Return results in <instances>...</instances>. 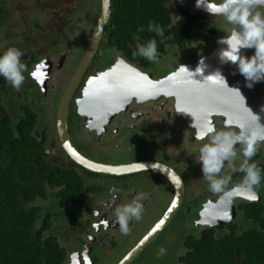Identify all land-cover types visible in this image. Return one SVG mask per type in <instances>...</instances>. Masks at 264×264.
I'll return each instance as SVG.
<instances>
[{
    "label": "flooded vegetation",
    "instance_id": "flooded-vegetation-1",
    "mask_svg": "<svg viewBox=\"0 0 264 264\" xmlns=\"http://www.w3.org/2000/svg\"><path fill=\"white\" fill-rule=\"evenodd\" d=\"M165 1L171 10V25L188 21L193 38L186 37L185 33L176 43L163 45V51L157 47L155 62L142 57L132 60L119 48L120 42L112 45L105 35L112 28L109 19L93 59L71 96L64 127L67 140L88 162L124 170L104 174L72 160L62 145L58 120L63 95L90 48L101 0H0V53L10 47L18 48L23 53L21 61L27 67L19 91L0 77V120L10 118L15 125L19 117H27L30 107L38 117L36 133L47 147L51 167L75 171L86 187L74 206L56 204L62 212L57 213L54 204L49 207L38 204L46 212L49 208L51 230H55L49 235L56 237L65 250L63 264L122 262L169 211L178 195L176 183L159 170L178 179L182 201L177 203V213L169 225L130 264L139 259V264H149V257L167 254L174 255L179 264H185L183 259L190 250V238L210 235L219 239L263 226L264 142L251 161L262 171L254 201L248 199L247 192L227 195L243 178L238 170L244 161L241 144L235 145L236 156L224 160L219 173L213 176L228 180L224 193L211 192L210 181L202 171L199 149L211 137L196 139V129L191 127L193 122L205 119L216 132L238 131V125L252 124L243 115L233 111L227 114V95L202 93L190 96L192 103L180 106L179 95H172L177 90L174 82L170 85V95L159 93L148 98L135 95L130 89L131 99L106 122L97 118L99 111L95 107L80 110L92 81L112 69L119 66L127 69L136 84L141 85L136 94L144 93L151 88L149 77L156 83L173 77L180 68H190L212 56L218 41L232 30H242L240 25L229 23L224 15L197 11L196 0ZM251 11L264 14V6H254ZM134 37H128L132 52L137 44ZM220 67L224 75L227 65L220 64ZM205 97L208 103H203ZM193 106L196 110L191 109ZM178 109L185 113L177 112ZM136 166L139 167L130 168ZM48 191L49 195L56 194L53 189ZM137 194L145 196L141 201L144 210L139 220L129 222L130 230L124 235L116 222L115 208L132 202ZM112 196L115 202H110ZM225 214L229 219L223 218ZM248 222L255 226L244 230L243 225ZM150 246V251H145ZM161 248L165 250L163 255H159Z\"/></svg>",
    "mask_w": 264,
    "mask_h": 264
},
{
    "label": "trees",
    "instance_id": "trees-1",
    "mask_svg": "<svg viewBox=\"0 0 264 264\" xmlns=\"http://www.w3.org/2000/svg\"><path fill=\"white\" fill-rule=\"evenodd\" d=\"M111 3L112 28L105 35L112 45L120 42L119 48L125 50L129 59H141L133 56L129 36L143 42L155 38L162 51L163 45L176 43L185 33L193 38L188 21L171 25V10L165 0ZM150 21L163 28L162 41L148 31ZM141 27L143 32L138 31ZM17 120L15 125L10 118L0 120V264H63L65 250L56 237L49 235V208L46 212L38 204L50 199L48 190L53 189L57 202L74 206L86 187L75 171L51 167L47 147L36 133L38 117L30 107L27 117ZM189 244L185 264H264V223L261 228L219 239L210 235L190 238Z\"/></svg>",
    "mask_w": 264,
    "mask_h": 264
},
{
    "label": "clouds",
    "instance_id": "clouds-1",
    "mask_svg": "<svg viewBox=\"0 0 264 264\" xmlns=\"http://www.w3.org/2000/svg\"><path fill=\"white\" fill-rule=\"evenodd\" d=\"M201 6L209 14L224 15L229 23L238 24L242 28V31L232 30L227 37L218 41L227 45V48L219 54L221 63L236 64L248 89H252L257 83L264 82V14L259 11L253 14L251 11L252 6H264V0H222L219 3L215 0H196V7ZM138 31L143 32L144 28L141 27ZM148 31L155 33L161 41L164 39V30L160 25L150 21ZM133 39L137 41L132 53L134 57H142L149 62L157 60L158 46L155 38L143 43L140 42L139 37ZM242 48H255V54L252 57L242 56L240 55ZM22 55V51L15 47L7 48L0 53V77H3L17 91L21 89L25 80L24 72L27 71L26 65L21 61ZM218 73L223 77L220 72ZM177 112L185 113V110L178 109ZM260 113H264V107L260 109ZM261 119L259 113H254L252 124H240L237 126L238 131L223 132H216L205 119L193 122L191 127L196 129V139L211 137L210 142L203 144L199 149L202 171L205 178L210 181L211 192L224 193V186L228 180L214 179L213 176L219 173L224 160L236 156L235 145L239 143L242 145L244 161L238 170L243 173V178L239 184L228 190L227 195L247 192L250 194L249 200L256 199L255 190L261 183L262 171L256 162L251 161L258 151V146L264 142V123H261ZM144 199L143 194H137L132 202L123 203L115 208L116 222L122 234H128L130 221L141 218L144 210L141 201ZM110 202H115L114 196ZM223 218L227 220L229 216L225 214ZM164 252L165 250L161 248L159 255H163Z\"/></svg>",
    "mask_w": 264,
    "mask_h": 264
},
{
    "label": "water",
    "instance_id": "water-1",
    "mask_svg": "<svg viewBox=\"0 0 264 264\" xmlns=\"http://www.w3.org/2000/svg\"><path fill=\"white\" fill-rule=\"evenodd\" d=\"M253 7L254 6H252L251 10L253 9ZM196 10L207 12L203 6H201L200 8H196ZM110 16L111 0H101V12L94 29L90 48L87 51L84 60L77 69L72 81L67 86V89L59 105L58 120L61 128L60 139L62 141V145L64 149L67 150V153L70 155L72 160H74L77 164L98 173L117 174L124 172V170L104 165H96L88 162V160L82 157L74 149L70 141L67 140L66 130H64L71 96L73 95L76 87L80 84L83 74L85 73L93 59L100 37L110 19ZM226 48L227 45L218 42V48L217 50H215L212 56L201 59L196 65L191 66L190 68H180L177 73L173 75V77L168 78L161 83H156L152 81L151 77H149V85L151 84V88H149V90L144 93L136 94L141 85L136 84L134 78L131 76L130 72L127 69L119 66L106 73L103 77L94 79L92 81L90 87L85 92V99L83 101L84 105H81L80 110H84L85 108H89L90 106L95 107V110L99 111V115L97 116V118L101 121L106 122L116 111H120V109H122V107H124L131 99V96L129 97L130 89L134 91L135 95H144L148 98H151L152 96L159 93H169L170 95V85L174 82H177V90L175 93H172V95H179L180 106L185 102L192 103V99H189V97L202 93L206 96L227 95V108L225 109L227 110V114L229 113V111H233V113L235 112L237 114H240L241 116L243 115L244 117L249 118L247 121L253 123L254 113H259L262 117L261 123H264V113H260V109L264 107V82L257 83L252 89H248L245 86L244 77L239 74V70L236 64H232L230 62L221 63L219 54ZM254 54L255 48H242L240 50V55L245 57H252ZM220 64L227 65V67L223 70L224 78L219 76L218 73L222 72V69H219L221 68ZM231 82L232 84H230ZM113 85L115 86V88L111 87ZM157 87H165L166 89L165 91H157L155 90V88ZM231 91L232 94H229L228 92ZM220 92L221 94H219ZM229 95H232L233 97ZM126 97L128 98L126 99ZM203 103H208L206 97L205 99H203ZM195 108L196 107L193 106L191 109ZM186 109H188V107ZM217 112H219V110ZM137 167L139 166L130 168ZM151 168H153V166H151ZM159 173H162L163 175L169 177L176 183L178 195L176 196V199L174 200V203L169 211L139 242L136 248L119 264H130L139 255V253L147 246H149V244H151L157 238L160 232L169 225L172 218L177 213L179 206V204L177 203H180L182 201V195L179 194L178 179L172 177V175L165 170H159Z\"/></svg>",
    "mask_w": 264,
    "mask_h": 264
},
{
    "label": "rangeland",
    "instance_id": "rangeland-1",
    "mask_svg": "<svg viewBox=\"0 0 264 264\" xmlns=\"http://www.w3.org/2000/svg\"><path fill=\"white\" fill-rule=\"evenodd\" d=\"M57 203H58L57 200L52 196V194H50V199H48L47 201H42L39 204L47 205L48 207H49V205L54 204L56 209H57V206H56ZM58 212H62V211L61 210L59 211V209H57V213ZM243 226L245 227L244 228V230H245V229L251 228L252 226H255V225L252 224L251 222H248ZM185 232H187L186 229H185ZM51 233L52 234L55 233V230L52 229ZM150 249H151V246L148 247V249H146L145 251H150ZM140 260L141 259L137 260L134 264H139ZM147 260L149 261V264H179L177 261V258H175L174 255H168V254L164 255L162 257L151 256Z\"/></svg>",
    "mask_w": 264,
    "mask_h": 264
}]
</instances>
